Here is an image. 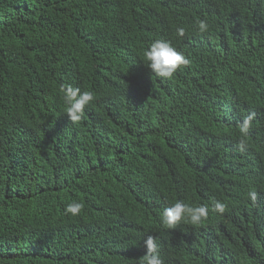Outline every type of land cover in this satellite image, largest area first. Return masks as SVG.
I'll list each match as a JSON object with an SVG mask.
<instances>
[{"label":"trees","instance_id":"1","mask_svg":"<svg viewBox=\"0 0 264 264\" xmlns=\"http://www.w3.org/2000/svg\"><path fill=\"white\" fill-rule=\"evenodd\" d=\"M155 39L190 61L171 79ZM67 84L94 94L78 122ZM148 235L165 264H264V0H0V264H140Z\"/></svg>","mask_w":264,"mask_h":264},{"label":"clouds","instance_id":"2","mask_svg":"<svg viewBox=\"0 0 264 264\" xmlns=\"http://www.w3.org/2000/svg\"><path fill=\"white\" fill-rule=\"evenodd\" d=\"M198 31L204 33L208 31L209 24L206 20H201L198 23ZM176 33L179 37L185 35V29L178 26ZM146 61V67L151 70L156 77L162 79H171L182 68L189 65L190 61L182 52H179L168 40L155 39L143 53ZM63 93L62 101L66 106L67 116L71 122H78L85 114V109L94 101V94L91 91H82L80 87H75L71 84L61 85ZM255 114L245 116L242 122L238 125L239 139L236 147L240 152L247 150V137ZM248 198L254 203L257 200V192L250 190ZM228 205L221 200L213 199L211 205H190L184 201H176L168 207H165L159 216L160 224L165 229H175L181 221H187L193 226L200 225L208 219L209 212L223 216L227 211ZM83 209V204L73 202L66 206L64 214L75 217ZM146 249L139 261L140 264H165L159 251L157 238L148 235L144 240Z\"/></svg>","mask_w":264,"mask_h":264}]
</instances>
